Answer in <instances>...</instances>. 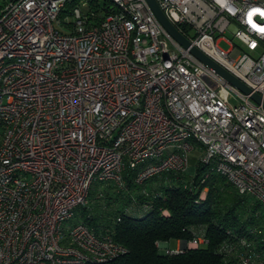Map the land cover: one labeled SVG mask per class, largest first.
<instances>
[{
	"label": "built area",
	"instance_id": "2783aa9c",
	"mask_svg": "<svg viewBox=\"0 0 264 264\" xmlns=\"http://www.w3.org/2000/svg\"><path fill=\"white\" fill-rule=\"evenodd\" d=\"M101 1L0 7V264H104L124 254L108 227L95 230L78 210L91 184L118 193L125 169L134 170L135 184L183 173L195 150L197 163L212 164L264 210V108L250 98L264 101V0H154L187 47L146 0ZM65 6L68 32L55 27ZM149 203L132 200L125 212ZM189 231L186 248L206 243L202 227ZM216 251L264 264L244 238Z\"/></svg>",
	"mask_w": 264,
	"mask_h": 264
},
{
	"label": "trees",
	"instance_id": "16d2710c",
	"mask_svg": "<svg viewBox=\"0 0 264 264\" xmlns=\"http://www.w3.org/2000/svg\"><path fill=\"white\" fill-rule=\"evenodd\" d=\"M133 175V169H125V190L105 196L104 204L110 203L107 206L114 210H98L94 205L93 209L78 208L83 217L89 213L83 218L86 224L95 230L108 227L112 239L126 249L104 264H238L236 257L225 258L216 248L223 241L236 242L239 238H244L264 261V210L249 195L238 194L212 164L196 162L191 177L166 172L141 184L132 181ZM143 189L147 195L141 193ZM202 190L203 198H199ZM91 191L90 188L88 199ZM112 200L124 205L113 206ZM132 200L138 204L149 201L150 206L144 211L125 212ZM116 217L119 220L112 222ZM192 226L203 228L206 243L176 253L157 254L155 242L188 241Z\"/></svg>",
	"mask_w": 264,
	"mask_h": 264
},
{
	"label": "rangeland",
	"instance_id": "374dc122",
	"mask_svg": "<svg viewBox=\"0 0 264 264\" xmlns=\"http://www.w3.org/2000/svg\"><path fill=\"white\" fill-rule=\"evenodd\" d=\"M6 0H0V7L4 4ZM102 1L100 0V5H101ZM68 12V7L65 6L63 12L58 16V19L61 21V23L59 24H55V27L62 32H68V26L65 25L64 23H68L71 22L72 16L70 14L67 13ZM63 22V23H62ZM222 36L231 41L232 43L238 45L239 47L240 44L237 42V40L231 35V33L229 31H226L222 34ZM220 48L225 49L227 47V45L223 42L220 41L217 44ZM259 53V50L257 52H247V54L252 57L255 58L257 56V54ZM198 154V151L195 150L192 153L189 154L188 158H187V165L186 168L183 172L184 176L186 177H191L194 173V169H195V163H196V156ZM92 189L91 191V195L88 199L87 202V207H90L91 209L98 208V210H104V211H110V210H114V209H109V207L107 205H109L110 203L104 204L106 198L105 196H112V193L116 194V189L115 188H110L108 187V185H104V184H100L99 182H93L91 184ZM107 192V193H106ZM118 192H120V190H118ZM98 193V194H97ZM102 196L104 198H102ZM114 198V197H113ZM203 198V197H201ZM112 204L114 205H120L123 206L124 204H122V202H117V200H112ZM94 205V206H93ZM105 205V206H104ZM74 221V220H73ZM175 240H179V239H175ZM178 242L175 244V241L173 239H169L167 241H164L165 244L163 245L161 242L163 241H157L155 242V247L157 248V251L161 252L163 255L164 254H171L169 252H167V249L172 250L175 249V246L178 245L177 247V252L180 251L183 248H186L187 246L185 245L186 241H182ZM167 244V246H166ZM163 245V246H162ZM235 257V255H234Z\"/></svg>",
	"mask_w": 264,
	"mask_h": 264
},
{
	"label": "water",
	"instance_id": "95a60500",
	"mask_svg": "<svg viewBox=\"0 0 264 264\" xmlns=\"http://www.w3.org/2000/svg\"><path fill=\"white\" fill-rule=\"evenodd\" d=\"M147 4L149 5L153 15L157 19V21L163 26V28L174 38L176 39L182 46L187 47L188 43L177 31L176 29L169 23V21L165 18L161 10L158 8L157 4L154 0H146ZM190 52L201 62L206 64L207 66L214 69V71L219 74L223 79H225L229 84L235 86L238 88L241 92L248 94L249 89L241 83L238 79L233 77L230 73H228L226 70H224L222 67H220L218 64L210 60L208 57H206L203 53H201L199 50L195 48H191ZM250 98L255 103H260L261 106L264 108V101H260L259 96L256 93L250 94ZM183 241V240H182ZM163 245L165 242H161ZM162 245V246H163ZM158 255H163L161 252L157 251Z\"/></svg>",
	"mask_w": 264,
	"mask_h": 264
},
{
	"label": "crops",
	"instance_id": "0c3cea01",
	"mask_svg": "<svg viewBox=\"0 0 264 264\" xmlns=\"http://www.w3.org/2000/svg\"><path fill=\"white\" fill-rule=\"evenodd\" d=\"M175 241V244L177 243V241L176 240H174ZM176 247V246H175Z\"/></svg>",
	"mask_w": 264,
	"mask_h": 264
}]
</instances>
